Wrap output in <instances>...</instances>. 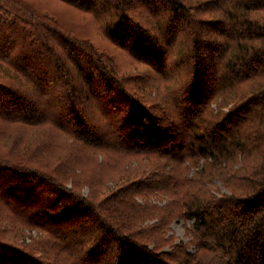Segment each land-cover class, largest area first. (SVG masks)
Instances as JSON below:
<instances>
[{"label": "trees", "instance_id": "trees-1", "mask_svg": "<svg viewBox=\"0 0 264 264\" xmlns=\"http://www.w3.org/2000/svg\"><path fill=\"white\" fill-rule=\"evenodd\" d=\"M63 1L97 16L113 40L124 47L128 43L152 63H160L173 47L180 62L193 58V80L184 103L173 98L159 106L149 100L161 112L155 118L127 97L116 60L76 38L56 12L32 0H0V107L20 112L14 116L0 109V131L32 120L30 114L37 112L32 102L39 94L46 101L44 87L50 84L52 100L63 105L36 121L66 135L74 162H97L103 154L102 162L109 164L119 155L124 163H134L138 174H148L100 202L76 184L69 186L66 166L59 173L0 154V237L7 239H0V264H264V0H160L169 10L165 21L155 9L159 0ZM223 23L230 35L223 33ZM200 28L213 30V37ZM156 29L172 38L170 43L162 47L149 33ZM6 31L15 34L8 39ZM221 40L222 49L211 55ZM46 65L48 70L38 71ZM75 76L83 77L84 91L74 84ZM100 85L124 108L110 103L90 126L84 124L83 99L88 94L100 101L95 89ZM167 104L169 110L180 109L174 115L179 121L163 107ZM165 196L164 205L152 200ZM145 212L157 221L142 228ZM176 218L193 219L194 251L166 233ZM61 227L69 238L60 234ZM33 229L36 235L26 250L20 241ZM165 245L172 252L162 251Z\"/></svg>", "mask_w": 264, "mask_h": 264}, {"label": "rangeland", "instance_id": "rangeland-1", "mask_svg": "<svg viewBox=\"0 0 264 264\" xmlns=\"http://www.w3.org/2000/svg\"><path fill=\"white\" fill-rule=\"evenodd\" d=\"M32 1L36 2L37 4H44L48 8H50L51 11L56 12L55 14L58 22L68 27L70 31L75 32L76 38L85 39V42L89 41L90 44L97 46L102 52L101 54L104 55L105 59L109 57L114 58L119 66L118 71L120 78H122L121 82H125L123 84L126 85V92L128 94L127 97L130 98L132 102L136 101L142 106L145 105L150 110H152L153 112H150V114L153 117H160L161 115H159V113L161 114V112L159 111L158 107H156V105L151 103L149 100L158 102L159 106H161L160 102H162L163 100H169L170 102H172L173 98L184 99L185 101H183V103L186 102L188 94L185 88H187L193 80V58L191 59L190 57H183V62H180L182 59L181 55L179 54V52L176 53L173 47L170 48L169 53H164L165 55H163V57L159 59L160 63H158L157 60L155 61V63H152L148 59L143 58V56H138L139 53L137 50H130L131 48L128 43L125 42V45H127V47H124L120 44V41L113 40L109 36L108 26L105 23L103 24L102 20L97 16H94L73 5L65 3L63 0ZM157 4L158 5L155 6V9H159L158 11H156L158 13L157 15L165 21L169 10L164 9L163 2H161L160 0L159 2H157ZM215 5L216 4L213 3L211 7L215 8ZM221 6L222 4H217L218 8ZM133 7L135 11L136 9H140L138 4L136 3ZM198 8L200 7H196V9ZM149 19L150 18L148 17L147 20ZM148 26L149 25H147L146 27L148 28ZM151 27L149 26V29H151ZM223 29V33H225L226 35H230V28L227 24L223 23ZM157 30L158 29H156L155 31L150 30V32L148 30L147 31L150 33V35L155 36L157 41L161 43L162 47L170 43L172 38L164 35L161 32H158ZM192 30L195 31L196 28L194 27L192 28ZM181 31L186 32V29L181 28ZM200 32H203L204 34L206 33V36L208 35L211 38L213 37V30L211 29L200 28ZM14 34L15 33L12 31H6V37L8 39H11ZM55 37L58 36L55 35ZM179 40L180 37H177V42ZM220 42L221 46H218L216 50L210 52L211 55H217L218 51L222 49L224 41L221 40ZM0 47L2 46L0 45ZM26 49H29V47L24 49V53L27 51ZM84 57V55H81V58ZM82 63L84 64V62ZM47 66L49 65L38 66V71H45L47 69ZM31 68L34 70L33 66ZM49 68L50 71L53 70L52 67ZM214 69L216 73L215 82L217 84V73L220 70V62L217 59L214 62ZM75 77L76 78L74 80V84L77 85L79 91H84L86 89V86L83 83V77ZM96 78L101 84V78L98 76ZM50 87V84H46V87H44L46 96L48 97L46 101L41 98V94H39V98L37 100H33L31 98L27 99L28 103H31L33 100L32 103L37 108V112L35 114H30L32 120H28V122H16L15 124L10 126V129L7 132L3 133L0 131V154L14 160L17 159V161H31L43 167L44 169H56L59 173L63 170V166H66L64 168L66 169L64 170L66 172L62 173H64L68 177H71L68 181L69 186L72 183L76 184L84 195L89 194L91 197L94 196L93 198L98 199V201L100 202L110 201L114 196L118 194V191L122 187L129 185V183L131 184L132 181L135 180H139L140 182L143 178L148 176V174H138L135 170L136 168H133L134 163H130L129 165L128 163H124L123 159L119 155H113L109 164H104L102 162V160L105 159V156L103 154L98 155L97 162L89 161L87 158H82L80 161L74 162L75 158H73L71 154L69 155L68 149H66V144L68 143L66 135L62 132H58V130L46 123H37L36 121V117L40 116L41 114L45 116V114H47L50 109H52L51 107L60 108L63 105H58L55 101L52 100L53 94L51 93L52 89ZM95 89L99 93L100 101L92 100L90 95L88 94V99H83V101H85V105L87 106L86 111L82 112L83 120L85 121L84 124H89L90 126L100 118L101 111L103 110V108H105V106L112 103L111 108H115V106L119 107L124 104L118 101L116 94H106L103 91V87L101 85L97 86ZM24 92L25 91H23V96L27 97L29 95L28 90H26V94ZM58 95H60V91L57 96ZM127 97L126 99L128 100ZM126 99L124 101L125 103L127 101ZM1 105L2 106L0 107V109L6 110L10 115L15 116L20 113L13 108L5 106L6 104L1 103ZM127 106L129 107L130 105H128L127 103ZM122 107L124 108V106ZM163 107H167L168 113H172L173 118L176 121H179L174 115L175 112L180 111V109L177 108L176 110H169L168 104L167 106ZM51 115L55 116L53 113ZM66 117L67 116H63L62 118L65 123L67 121ZM118 117L119 116L117 114L115 115L114 119ZM104 121L105 119H102V122ZM112 127L114 129V134L117 135L118 129L116 127V124ZM94 130L98 132L99 135H101L100 128H94ZM185 132L186 135L184 139L188 140L190 137L189 130L186 128ZM67 163L68 166L65 165ZM216 183L222 190L225 191L220 181H217ZM0 198H2V195H0ZM136 199L139 202H143L144 200L142 195H136ZM152 200L159 205H164L167 201L166 196L164 198H152ZM9 205H14V208H17V205L15 203ZM23 210L25 211V213H29L27 212L28 209L23 208ZM148 212L151 213V211ZM142 214L146 218L143 219V222H139L141 223L139 227L143 228L145 227V225L153 224L157 221V218L148 216L150 214H147V212ZM192 223L193 219L176 218L172 220V222L168 226L166 233L168 235H173L175 242L190 244L192 240V233L190 230ZM64 229H62L61 227L60 234L69 238L71 236L69 235V231ZM35 235L36 231L34 229L30 231L26 230V237L24 242L20 241L22 248L30 250V248L26 244L34 239ZM0 239H2L1 241H7V239H5L4 237H0ZM163 250L172 252V248L169 245H165L162 251ZM189 250L194 251V246L192 244H190ZM100 261L105 262L106 258H102Z\"/></svg>", "mask_w": 264, "mask_h": 264}]
</instances>
